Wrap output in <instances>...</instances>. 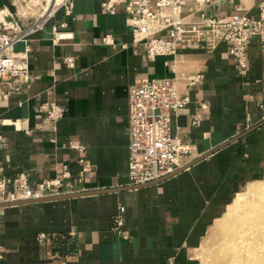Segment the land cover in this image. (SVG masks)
I'll return each instance as SVG.
<instances>
[{
  "label": "crops",
  "instance_id": "0c3cea01",
  "mask_svg": "<svg viewBox=\"0 0 264 264\" xmlns=\"http://www.w3.org/2000/svg\"><path fill=\"white\" fill-rule=\"evenodd\" d=\"M260 4L264 0H214L207 15L224 17L240 8L257 18ZM56 7L26 26L40 23L14 45L16 53L26 52L20 61L27 63L30 80H16L22 90L0 100V174L14 180L25 174L36 188L61 177L67 165L71 178L64 192L66 182L77 193L124 190L0 208V264H197L193 253L210 228L264 176L261 41H251L244 73L228 43L212 51L203 43H183L176 56L151 61L144 45L135 43L123 6L115 14L103 9L102 0H67ZM0 14L7 20L8 10ZM177 17L196 20L187 13ZM55 27L65 36L57 39ZM106 35L114 45L103 42ZM66 58H73V67ZM166 62L176 64V74ZM174 76L189 103L173 117L172 133L191 145L183 160L191 166L132 189L129 88L138 80ZM52 102L64 108L55 130L42 110ZM83 166L89 171L80 180ZM120 206L128 240L114 228Z\"/></svg>",
  "mask_w": 264,
  "mask_h": 264
},
{
  "label": "built area",
  "instance_id": "2783aa9c",
  "mask_svg": "<svg viewBox=\"0 0 264 264\" xmlns=\"http://www.w3.org/2000/svg\"><path fill=\"white\" fill-rule=\"evenodd\" d=\"M214 0H102L103 9L115 14L123 6L128 14L127 25L132 29L135 43H142L146 56L154 61L158 57H174L178 47L183 43H203L208 51L214 50L221 43H228L229 53L236 61L237 68L244 73L248 68V49L251 41L258 38L264 47V4L259 6L257 18H250L242 9L224 17H210L207 9ZM73 6L67 7L70 14ZM187 13L196 20H185L177 15ZM62 24L59 28H66ZM0 100L6 99L22 90V85L30 80L26 52L18 54L14 45L25 33L11 36L0 27ZM57 39L64 37L54 28ZM4 32V33H3ZM165 34V35H164ZM103 42L114 45L111 36L106 35ZM28 50V49H27ZM26 50V51H27ZM70 67L74 66L73 58H66ZM176 74V64L166 62ZM190 78L187 86H192L200 79ZM189 103V97L180 89L179 81L173 78H146L138 80L129 88V186L136 188L155 184L167 179L189 164L183 162L193 152L190 144L183 142L172 133V119ZM45 123L52 130L63 117L64 108L55 102L42 106ZM200 116L194 120L198 124ZM2 136L0 135V140ZM71 148L83 151V147L71 144ZM84 164V160H80ZM89 171L83 166L80 180ZM71 178L68 166L63 167L61 177L46 180L36 188L29 186L25 174L17 180L0 174V203L43 199L46 197L78 194L72 191L70 182H66L69 191H62L64 181ZM82 193V192H80ZM114 228L118 235L128 240L124 233L125 208L120 206L114 216ZM2 246L0 241V261Z\"/></svg>",
  "mask_w": 264,
  "mask_h": 264
},
{
  "label": "rangeland",
  "instance_id": "374dc122",
  "mask_svg": "<svg viewBox=\"0 0 264 264\" xmlns=\"http://www.w3.org/2000/svg\"><path fill=\"white\" fill-rule=\"evenodd\" d=\"M64 1L55 10L67 0ZM52 4L53 0H2L0 11L8 10L7 22L19 27L18 31L4 32L11 36L25 33L26 26L45 16L48 9L52 11ZM0 27L7 28L5 24ZM246 211L251 212L248 223L242 220ZM241 224L247 226L243 235L236 238ZM193 257L197 264H264V176L238 194L202 239Z\"/></svg>",
  "mask_w": 264,
  "mask_h": 264
},
{
  "label": "water",
  "instance_id": "95a60500",
  "mask_svg": "<svg viewBox=\"0 0 264 264\" xmlns=\"http://www.w3.org/2000/svg\"><path fill=\"white\" fill-rule=\"evenodd\" d=\"M237 139H235V140H237ZM235 140H232V141H235ZM203 158L204 157H202L201 159H203ZM190 166H191V164L188 165L187 167H184V168L179 169L178 171H176L173 175L169 176L168 178H170L172 176H175L176 174L182 172L184 169H186V168H188ZM142 187L143 186L136 187V189L137 188H142ZM131 188L132 189H135L133 187H131ZM121 190H124V189H120V190H102V191H93V192H83V193H78V194H67V195H62V196L46 197V198H43V199H33V200L17 201V202H6V203H0V208L10 207V206H17V205H24V204H29V203L50 202V201H54V200L67 199V198H76V197L79 198V197H85V196H93V195H98V194H102V193H105V192H117V191H121Z\"/></svg>",
  "mask_w": 264,
  "mask_h": 264
},
{
  "label": "bare ground",
  "instance_id": "6f19581e",
  "mask_svg": "<svg viewBox=\"0 0 264 264\" xmlns=\"http://www.w3.org/2000/svg\"><path fill=\"white\" fill-rule=\"evenodd\" d=\"M62 1H64V0H53V4L51 5V7L52 6H56V5H58V4H60ZM66 1V0H65ZM64 1V2H65ZM63 2V3H64ZM51 10L50 9H48L47 11H46V15L44 16L43 15V17H41L40 19H38V20H36V22H42L43 20H45L48 16H50V15H52L53 13H51L50 12ZM48 12H50V14H48ZM7 13V12H6ZM41 20V21H40ZM5 24L6 26H7V29H13V30H15V31H18L19 30V27L18 26H16V25H13L12 23H8L7 22V20L5 19V16L4 15H2V14H0V25L1 24ZM40 23H36V24H34L33 26H30V27H28V30H26V31H30V30H32L35 26H37V25H39ZM25 31V32H26ZM242 220H245V222H249L250 220H251V212L250 211H246L245 212V214H244V218H242ZM247 225L246 224H241V226L239 227V229H240V231L239 232H236L235 233V236H236V238H237V235L238 234H241V235H243L242 234V232H244L245 231V227H246ZM248 228V227H247ZM238 229V230H239ZM239 236V235H238Z\"/></svg>",
  "mask_w": 264,
  "mask_h": 264
},
{
  "label": "trees",
  "instance_id": "16d2710c",
  "mask_svg": "<svg viewBox=\"0 0 264 264\" xmlns=\"http://www.w3.org/2000/svg\"><path fill=\"white\" fill-rule=\"evenodd\" d=\"M2 3V0H0V4Z\"/></svg>",
  "mask_w": 264,
  "mask_h": 264
}]
</instances>
